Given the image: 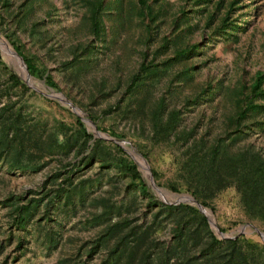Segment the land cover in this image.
Segmentation results:
<instances>
[{
  "label": "rangeland",
  "instance_id": "obj_1",
  "mask_svg": "<svg viewBox=\"0 0 264 264\" xmlns=\"http://www.w3.org/2000/svg\"><path fill=\"white\" fill-rule=\"evenodd\" d=\"M101 1L94 35L86 0H0V264H264L262 210L234 182L199 198L186 165L200 137L264 157L235 121L264 72V0Z\"/></svg>",
  "mask_w": 264,
  "mask_h": 264
},
{
  "label": "trees",
  "instance_id": "obj_2",
  "mask_svg": "<svg viewBox=\"0 0 264 264\" xmlns=\"http://www.w3.org/2000/svg\"><path fill=\"white\" fill-rule=\"evenodd\" d=\"M137 3L138 7H140L139 10L137 8L139 15L142 16L144 14H148L151 6L147 4V1L138 0ZM232 3L233 1L230 2V6ZM86 4L89 9H91V31L94 35H98L101 30V10L103 2L101 0H86ZM119 5H121V1ZM221 5V1H218L215 11H217ZM213 13V11H210L207 21L208 25L213 19ZM219 23L221 24L220 27H223L226 23V19L222 18ZM10 42L14 50L23 58L28 69L30 71H34L35 66L32 59L23 52L21 46L11 40ZM11 78L14 82L20 81L18 76L15 74H12ZM138 78L139 75L135 74L133 79L130 81V86L134 79L136 81ZM249 89L250 90L247 91L246 94L243 93L241 96V104L236 112L235 121L242 122L243 120L248 119L246 121L248 126V121L250 119V125L256 124L257 128L261 132H264V119L259 121L255 120V113L264 114V102L261 101L264 99V72H256ZM178 119L177 114H172L165 122L162 121L161 118H158L156 129H159V132L163 134H165L168 130L173 131L179 123ZM78 124L83 127V122L81 120H78ZM83 132L86 139L90 138L89 132L85 129ZM192 136L193 130H183L180 132V139L184 142H187ZM205 143L206 140L203 137H200L199 140H194L193 138V141H191L189 145V151H187L190 155L188 162H186L188 169L194 171L198 165L197 163H202V165H200L202 167V177L201 179L199 178V189H196V192L194 191L193 193L197 195V192L199 191L207 192L209 194H207L205 198H210L216 191L234 182L238 191L243 190L246 192H244L245 196L242 197L243 200L248 205H254L255 207L261 209V213H264V157L254 151L253 147L249 144L243 146L237 152H232L229 149L231 144H225L220 139H215L207 148H204ZM200 151H204L205 153L200 156ZM202 158L204 159V162L201 160ZM120 163L127 173L131 174L134 179L138 180L139 189L141 192H144L146 185L141 178L140 172L137 170V166L133 162L126 159H122ZM197 196L199 197V195ZM186 209L196 213V210L190 206H187ZM17 212L19 216L21 209H18ZM22 219L23 218L20 214L17 221L22 222ZM212 240H214V242L216 241L214 238H212Z\"/></svg>",
  "mask_w": 264,
  "mask_h": 264
},
{
  "label": "water",
  "instance_id": "obj_3",
  "mask_svg": "<svg viewBox=\"0 0 264 264\" xmlns=\"http://www.w3.org/2000/svg\"><path fill=\"white\" fill-rule=\"evenodd\" d=\"M15 53L18 55V56H20L16 51H15ZM20 58L22 59V61H23V63L25 64V62H24V60H23V58L20 56ZM198 204V203H197ZM198 206H200L201 207V205L200 204H198Z\"/></svg>",
  "mask_w": 264,
  "mask_h": 264
}]
</instances>
